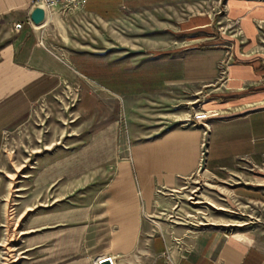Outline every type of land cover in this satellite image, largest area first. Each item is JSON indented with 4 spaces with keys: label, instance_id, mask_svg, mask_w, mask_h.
Segmentation results:
<instances>
[{
    "label": "rangeland",
    "instance_id": "1",
    "mask_svg": "<svg viewBox=\"0 0 264 264\" xmlns=\"http://www.w3.org/2000/svg\"><path fill=\"white\" fill-rule=\"evenodd\" d=\"M113 1L121 10L107 17L88 10V0L76 8L64 4L47 10L44 41L72 61L77 80L62 81L0 137V264H36V253H26L29 239L22 234L36 226L38 217L51 222L55 210L90 211L88 219L81 215L63 226L87 225L79 253L70 258L90 257L92 264H153L151 240L159 235L172 254L182 256L199 247L212 230L264 232V201L234 190L249 184L264 192V167H247L219 180L200 170L175 188L139 187L150 183L140 154L148 151L149 137L160 132V122L187 118L192 108L200 112L202 100L188 105L190 93L181 90L165 101L159 89L164 74L187 72L196 51L216 48V40L197 43L209 31L191 30L188 22L203 17L230 35L225 0ZM214 28L210 32L216 36ZM82 89L99 98L93 118L79 108ZM118 119V160L85 176L37 186L47 153L71 154L102 122Z\"/></svg>",
    "mask_w": 264,
    "mask_h": 264
},
{
    "label": "crops",
    "instance_id": "2",
    "mask_svg": "<svg viewBox=\"0 0 264 264\" xmlns=\"http://www.w3.org/2000/svg\"><path fill=\"white\" fill-rule=\"evenodd\" d=\"M32 2L0 0V137L24 120L40 100L55 92L62 81L77 80L78 71L72 61L44 41L45 24L29 22ZM117 7L113 0L87 2L88 10L106 17L121 10ZM223 7L230 35L224 36L203 17L188 22L191 30L209 31L207 36L197 38V43L216 40V48L196 51L194 62L186 64L187 72L175 77L171 72L164 74V85L159 89L165 93V101L174 100L169 95L181 90L190 93L188 105L202 100L200 112L192 108L187 118L160 122V132L149 137L148 151L140 154L150 182L140 184V188H175L200 170L219 180L244 172L241 170L247 167H264V0H225ZM16 23L24 24L20 32L14 31ZM212 27L216 36L213 29L210 32ZM230 48L234 62L223 75L222 61ZM157 90L152 87L151 91ZM94 93L82 89L79 104L81 112L92 118L99 99ZM118 125L119 119L102 122L71 154L63 155L59 150L47 153L36 178L37 186L85 176L118 160ZM2 188L0 181V195ZM234 190L264 201V192L249 184L235 185ZM89 214L87 209L64 214L55 210L48 224L38 217L36 226L22 234L29 239L26 253H36V264H92L90 257L70 258L79 253L87 225L63 226L81 215L88 219ZM151 252L155 256L153 264H264V232L232 235L212 230L199 247L182 256L172 254L159 235L151 240Z\"/></svg>",
    "mask_w": 264,
    "mask_h": 264
},
{
    "label": "built area",
    "instance_id": "3",
    "mask_svg": "<svg viewBox=\"0 0 264 264\" xmlns=\"http://www.w3.org/2000/svg\"><path fill=\"white\" fill-rule=\"evenodd\" d=\"M87 0H36L35 4L33 5L32 9L33 11L37 8H42L45 11V18L47 17V10L48 9H53L56 8L60 5H66L69 7H79V6H83L86 3ZM45 7V8H44ZM29 22H32V19L29 18ZM24 27L23 23H16L14 25V31L15 32H20ZM233 50L232 48H230V50H228L227 54H226V59L228 60V62L224 61L222 63V68L224 69V71L222 72L223 75H226L227 71H228V64L230 62V60L233 59ZM205 153H203L204 156Z\"/></svg>",
    "mask_w": 264,
    "mask_h": 264
},
{
    "label": "water",
    "instance_id": "4",
    "mask_svg": "<svg viewBox=\"0 0 264 264\" xmlns=\"http://www.w3.org/2000/svg\"><path fill=\"white\" fill-rule=\"evenodd\" d=\"M31 19L36 25H40L45 20V11L42 8H37L32 12ZM103 264H110L109 261L103 262Z\"/></svg>",
    "mask_w": 264,
    "mask_h": 264
},
{
    "label": "bare ground",
    "instance_id": "5",
    "mask_svg": "<svg viewBox=\"0 0 264 264\" xmlns=\"http://www.w3.org/2000/svg\"><path fill=\"white\" fill-rule=\"evenodd\" d=\"M47 14H48V13H47ZM44 22H45V21H44ZM44 22H43V23H44ZM43 23H42V24H43ZM42 24H41V25H42Z\"/></svg>",
    "mask_w": 264,
    "mask_h": 264
}]
</instances>
